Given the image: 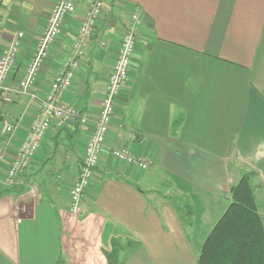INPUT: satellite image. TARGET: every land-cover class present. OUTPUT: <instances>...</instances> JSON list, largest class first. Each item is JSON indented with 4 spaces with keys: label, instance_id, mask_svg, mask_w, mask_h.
I'll use <instances>...</instances> for the list:
<instances>
[{
    "label": "crops",
    "instance_id": "0c3cea01",
    "mask_svg": "<svg viewBox=\"0 0 264 264\" xmlns=\"http://www.w3.org/2000/svg\"><path fill=\"white\" fill-rule=\"evenodd\" d=\"M61 1L0 0V55L24 33L13 85ZM71 1L75 12L31 88L39 95L60 71L91 2ZM135 8L141 24L129 75L91 185L73 212L70 189ZM62 98L89 114L85 127L73 119L48 131L29 169L6 185L39 105L25 94L6 104L0 93V264H108L112 250L116 264H194L248 172L256 173L264 221V0H107ZM4 120L18 125L13 134L1 133ZM112 145L149 157L150 166L118 162Z\"/></svg>",
    "mask_w": 264,
    "mask_h": 264
},
{
    "label": "built area",
    "instance_id": "2783aa9c",
    "mask_svg": "<svg viewBox=\"0 0 264 264\" xmlns=\"http://www.w3.org/2000/svg\"><path fill=\"white\" fill-rule=\"evenodd\" d=\"M106 2L107 0H91L79 23L78 32L69 54L45 95H39L31 91V88L37 83L49 52L60 35L65 21L69 15L75 12L73 1L66 0L57 3L48 14L45 30L37 41L33 55L16 85L10 83V75L17 61L24 33L19 32L11 45L4 49L0 55V93L3 102L11 103L15 94H25L39 105L38 113L29 122L26 134L10 161L4 178L6 185L13 184L20 175L29 169L34 157L38 154L42 139L48 131L53 128L63 129L73 119H77L79 125L85 127L90 119L87 112L64 103L62 97L73 84L80 68V61L85 55ZM140 24V10L135 8L131 12L130 23L120 38L118 53L106 82V93L101 101L100 113L94 121V127L87 140L75 183L70 189V203L73 212L78 210L84 192L91 185L95 167L101 160V154L115 115V102L129 75ZM17 127L16 123L4 120L1 133L13 134ZM110 152L118 162L131 165L140 171L147 169L151 164L149 157L134 154L123 146L112 145ZM5 158L6 150L0 145V162Z\"/></svg>",
    "mask_w": 264,
    "mask_h": 264
},
{
    "label": "trees",
    "instance_id": "16d2710c",
    "mask_svg": "<svg viewBox=\"0 0 264 264\" xmlns=\"http://www.w3.org/2000/svg\"><path fill=\"white\" fill-rule=\"evenodd\" d=\"M242 175L231 190V202L208 233L194 264H264V221L252 178ZM117 250L106 252L108 264L118 262Z\"/></svg>",
    "mask_w": 264,
    "mask_h": 264
},
{
    "label": "rangeland",
    "instance_id": "374dc122",
    "mask_svg": "<svg viewBox=\"0 0 264 264\" xmlns=\"http://www.w3.org/2000/svg\"><path fill=\"white\" fill-rule=\"evenodd\" d=\"M199 240H201V239H198V238H196V239H193L192 240V243H193V249L195 248V244L197 245V243L199 242ZM177 256H178V254H176ZM171 256H175V255H171ZM179 257V256H178Z\"/></svg>",
    "mask_w": 264,
    "mask_h": 264
}]
</instances>
